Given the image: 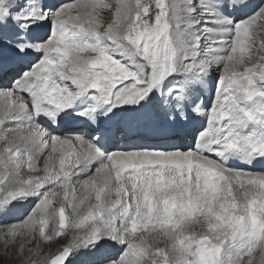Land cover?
<instances>
[{
	"label": "bare ground",
	"instance_id": "obj_1",
	"mask_svg": "<svg viewBox=\"0 0 264 264\" xmlns=\"http://www.w3.org/2000/svg\"><path fill=\"white\" fill-rule=\"evenodd\" d=\"M24 1L18 0L15 3L18 5ZM73 1L38 0L37 7L33 10L29 22L21 23L20 26L10 20L0 22V157L2 158L0 181L5 178L6 183L9 184L7 185L12 187L20 183L21 178H27L23 175L22 168L26 171L37 169L38 164H41L42 168L55 169L53 175L47 174L44 177L52 185L56 183L66 184L67 175L72 173L74 190L67 189L66 193L69 194V203H72L75 208L71 207L72 209L69 211L78 218L82 216L100 217L102 214L105 217L111 216L108 211L111 207L108 196L112 189H114L113 194L117 200L123 198L127 200L129 206L139 205L141 199L148 203L158 200L159 204L163 203L162 207L159 206L161 209L158 210H155L151 204L145 203L147 205L146 215L154 213L152 222L146 223V227L147 230L151 228L160 234L167 230L177 229L173 227L189 228L188 226L194 218L192 215L205 217L204 223H210L212 228L215 227V223H212L210 216H208L210 214H197L186 209V207L184 209L183 201L176 207L175 203L172 205L171 197H179L177 194L182 193L185 189L190 196L187 197L189 202L195 200L197 203L201 202L202 206H207V204L203 205L206 203L203 201L206 192L209 189L210 192L219 189L221 203L216 209V214H219L224 222L233 220L236 215H240L244 211V214L249 213V216L256 215L251 220L253 223L258 222L261 226L264 223L259 218L263 213L262 207L257 205L254 210H251L250 207L256 202L264 201V174H257L264 173V71L261 77H257L254 73L256 67H253L252 70L245 69L244 72H241V69L238 74L229 70L221 72L220 68L224 64L228 65L231 62L236 64L239 61L237 51L240 50L242 54L243 43L246 40V34L240 29L250 27L247 22L255 20L256 10L263 0H208L207 3L210 4V8L207 11L211 16L216 17L213 21L216 27L210 29L209 38H224L225 41L216 43L219 46L217 45L213 56L210 55V60L207 61L206 65L199 64L198 66L193 65V67L185 62V60L189 62V53L184 45H188L190 39L189 29L196 25L189 24L186 22L189 19L181 16L182 12L185 11L184 3L178 1L172 10L174 17L172 19L175 20V23L171 27L174 26L175 38L178 41L177 44L180 45L179 47L183 48L184 46L183 49L180 48L186 53L181 58V68L184 67L183 69L186 70L175 73L180 78L181 85L174 88L169 86L168 93L163 92V86L166 84L163 83L162 78H156V80L150 78L157 75L155 70L149 69L148 73H145L149 75L148 79L144 73L140 74L142 67L137 66L141 62L140 58L129 56L121 42L122 40L116 36L117 32L112 33L109 30V37L111 38H104L98 34H93L91 30L87 34L86 30L78 26L82 20L86 21L91 14L90 10L99 17L106 8L96 5L95 0ZM106 1L108 2V0ZM137 1L115 0L111 6L109 5L114 9L115 17L112 20L116 23V28L126 26L130 15L134 18L132 25H136V19L142 15L140 12L143 5V1L139 0L140 4L132 15L133 4L135 5ZM167 6L171 12L170 3H167ZM44 8L47 12L46 16H43L41 12ZM66 10H74L77 13L76 16L73 15L74 18H79L81 21L79 19L76 21L73 18L71 21L65 19L60 20L59 23H53L50 40L42 42L46 37L45 33L48 31L45 25L53 17L52 14L57 16L59 13L61 15ZM0 13L2 16H10L11 18L14 16L5 10H0ZM206 13L208 14V12ZM191 17L193 16L191 15ZM259 26L257 24V28ZM198 27L199 30H202L199 25ZM11 28H15L14 33L11 31L12 37L17 35V28L22 32L19 35L22 43L19 46L22 47V52L10 58L9 53L13 50L10 44L6 41L2 42L1 38L7 35ZM123 40L128 41L126 38ZM245 42L247 44L248 40ZM229 46L230 48H228ZM81 48H88V52H90L89 50H97L95 56L98 57L102 52L105 53L114 63L119 65L120 69L121 67L125 68L130 76L127 77L128 79L103 83L97 75H94L91 81L89 75H92L93 69L91 71L89 67L96 69L101 66H98V62L95 60L89 59L82 62L81 56L86 55L90 58L91 53L86 50L85 53L74 51V49L79 50ZM227 49H230V53L227 56L222 55V52ZM26 65L32 68V72H29L28 77L20 78L26 69ZM145 68L143 67V69ZM26 71L28 68L24 72ZM235 71L237 70L235 69ZM122 73L124 74V72ZM116 74L118 75V73ZM216 75L219 79L212 103L209 95L205 94L202 97L199 96V99H195L197 97L196 92L202 86L201 80L203 79L204 82L213 80L215 82L214 76ZM29 77L30 80L25 82L24 80ZM66 83H68V87ZM145 83H149V87L156 85L159 87L153 91L147 87V90L143 88ZM188 83L194 85V91L191 90L193 94H189L185 100L183 89ZM247 86H250L251 92L248 91ZM146 92H148L147 95ZM242 95L246 97L248 104L237 100V97ZM234 99L235 103H231ZM224 101L229 102L226 114H223L219 109ZM146 109L149 110L150 120L148 121L151 125L138 123L137 120L142 119ZM159 109H162V113L159 112ZM214 109L217 110V113L214 112ZM117 118H121V122L117 121ZM125 118L127 121H124ZM128 118L132 119L128 120ZM49 119H53L54 122L59 120L61 123L60 130H52L54 125H51V127L53 126L52 129L48 128ZM171 120L176 122V127L170 123ZM183 120L187 121V127L182 125ZM214 124L222 129H216L209 133L208 129ZM34 125L37 126L32 129ZM152 125H155V128ZM225 125L227 130H231L234 134L224 142L221 133L223 131L222 126ZM199 131L202 133L197 137V144H193L192 140L196 138ZM94 132H96V136L92 140L89 137ZM173 132L175 135L172 134ZM98 137L99 139H96ZM19 147L25 150L21 151ZM181 168H194L195 172L191 173L189 177ZM249 168L256 173H247V170L251 171ZM179 169L180 173L185 174L183 180L180 179V175L174 179L173 174H176ZM122 170L123 174H121ZM202 174L207 184L197 183L201 182ZM115 177L118 179L117 182H115ZM144 178L150 181L149 187H146L142 182ZM81 179H83L82 182ZM260 182L262 183L260 184ZM158 184L159 186H157ZM163 189L169 190L168 193L165 192V194L155 197ZM87 195H89L91 205L85 201ZM38 198L34 194L32 197H20V199H16L13 203H8L0 209V230L4 231L6 235H14L17 229L13 230L11 226H7L5 223L19 222L22 219L30 221L29 223L25 222L22 226L24 229L26 227L34 228L35 217L38 210L39 212L41 210L38 207L43 206L41 204L38 206V203L34 202ZM96 205L101 206V209L95 207ZM208 206V211L211 212L213 208L210 204ZM231 207L234 208L232 212L229 210ZM32 208L35 209L32 210V213L30 212L29 217H26ZM224 208H228V210H224ZM61 210L63 209L59 207V214ZM173 210H178V212L164 216L165 213ZM44 211L46 214L45 212L43 214H50L48 210ZM7 227H11V229ZM185 232H188V229ZM190 234L192 236V233ZM182 240L173 241L172 238L166 241V245L170 247V250L175 251L177 250L176 246ZM32 244L33 241L27 246ZM121 245L118 246V249L122 251L124 245L123 243ZM155 245L154 243L153 246ZM149 246L151 245L149 244ZM111 247L100 248L101 250L90 249L87 252L92 255L88 253H83V255L87 260L95 259L96 261L92 264H100L106 261L103 258H107L111 250L112 253L115 252L114 254L118 252ZM38 249L41 250L40 245ZM106 250H109L107 257L99 255L101 251ZM72 254L75 255L76 252ZM255 264H264V260L258 259Z\"/></svg>",
	"mask_w": 264,
	"mask_h": 264
},
{
	"label": "rangeland",
	"instance_id": "obj_2",
	"mask_svg": "<svg viewBox=\"0 0 264 264\" xmlns=\"http://www.w3.org/2000/svg\"><path fill=\"white\" fill-rule=\"evenodd\" d=\"M17 1L18 0H0V10L2 11L5 10V11H8L14 14V16L11 18L10 16H2V13H0V22L3 23L5 20L6 21L10 20L12 23L16 24L17 26H20L21 23L30 21L29 18H31V14L33 10L37 7L38 0H25L23 3L16 5L15 2ZM105 1L106 0H95L94 1V3L98 5L99 7H102L104 9L106 8L105 11L99 17L96 16L94 11L90 10L91 14L88 16L89 19L87 18L86 21L82 20V22H80L78 26L86 30L85 32L87 34H89L91 30L93 34H98L100 37L103 36L104 38L105 37L111 38L109 37V33H110L109 30H111L112 33L117 32L116 36L119 37L120 40H122L121 42L126 49L125 51L129 53V56L130 57L135 56V57L140 58L141 62L138 63L140 66L137 65L138 67H142V71L140 72V74L144 73L145 77L148 79L149 75L148 74L146 75L145 73L146 72L148 73L149 69H152V70H155L157 73L155 77L154 76L150 77L152 80H156V78L163 79V83L167 85V86L166 85L163 86L164 93L169 92L170 90L169 86L170 87L172 86V88H174V87H179V85H181L180 78L175 73H179V72H182V70H186V69H183L184 67L181 68L182 67L181 58L186 53L180 50L181 47H179L180 45L177 44L178 41L175 38L174 26L171 27L175 23V20L172 19L174 18L172 16V12H173L172 10L174 8V5H176L178 1H183L184 3L183 8L185 11L182 12L181 16L189 19L188 21H186L189 24L196 25L193 28L189 29L190 39L188 40V45L186 44L184 45L187 47L188 53H189L188 54L189 62L185 60L186 63H188L189 65L191 64L192 67L193 65L198 66L199 64L206 65L207 61L210 60L209 58L210 55L213 56L216 48L219 46V44H216V43L218 41L220 42L225 41L224 38H221V39L209 38L210 29L216 27V25L213 23L216 17L211 16L209 11H207L210 8V4L207 3L208 0H177V1L176 0H142L143 5H142V11L140 12V14L142 15L136 19V25L135 26L132 25L133 24L132 21L134 18H132V16L130 15L129 22L126 24V26L124 25V27L121 26L117 28L115 27L116 23L113 21L115 17L114 9L110 7L111 4L115 2V0H108V2L107 1L105 2ZM73 2H75V0ZM139 2L140 1L138 0L135 3V5L133 4L134 11H132V15L134 14L135 9L138 6V4H140ZM167 3H170V7L172 6L170 10L171 12H169L168 10ZM14 7L16 8L14 9ZM41 12L43 16L47 15L45 8L42 9ZM206 12H208V14ZM73 15L74 16L77 15V13H75L74 10H71V11L66 10L65 12H62L61 15L58 13L57 16L53 13L52 14L53 17H51L50 20H48V23H46L45 25L46 30L48 31L45 33L46 37L42 42H47L48 40H50L51 34H52L51 25L53 23H59L60 20L63 21L65 19L68 21H71V19L74 18ZM191 15L193 17H191ZM255 15H256L255 17L256 21L254 20L253 22L252 21L247 22V24L250 27H244L240 29V31H243V33L246 34L245 41L248 40V43H247L248 45L244 41L243 43L244 46L242 47V54H241V51L238 49L239 51H237V57L239 58L238 59L239 61H237L236 64L231 62V63H228V65L226 64L222 65L220 68L221 72H226V70H229V71H233L236 74H238L241 71V69H242L241 72H244L245 69L252 70L253 67H256L254 73L257 77H261V74L264 71V0L261 3L260 7L256 10ZM74 19H76L77 21L79 18H74ZM79 21H81V19H79ZM63 24H67V23H63ZM257 24L260 25L258 28H257ZM70 25L75 26L73 24H70ZM198 25L202 28V30L201 29L199 30V27L197 28ZM11 31L14 33L15 28L14 29L11 28L10 30H8L7 35L2 36L3 38H1L2 39L1 41L8 42L10 44L11 49L13 50L9 53L10 58L12 56H17L20 54L19 52H22V47L19 46V44H22L19 39V35H21L22 32L19 30V28H17L16 29L17 35L15 37H12L11 35L13 33ZM123 38H126L128 41L126 40L124 41ZM228 48H230V46ZM85 50L88 52V48L87 49L81 48L79 50L74 49L75 52L79 51L80 53H83ZM229 50L230 49L224 50V52H222V55L227 56L230 53ZM89 51L90 52L88 53H91L89 56L90 58H88V56L86 55L85 56L83 55L81 56L82 62H85L89 59L95 60L98 62V66H101L100 68H96V69L89 67L90 70L93 69L92 75H89L90 76L89 79L91 81L93 80L94 75H97L98 78H100L103 81V83L112 82L118 79H128L127 77L130 76V74L125 68L121 67L120 69L119 65L114 63L105 53L100 52L101 57L100 56L98 57V56H95V52L97 50H92V51L89 50ZM143 67H146V68L143 69ZM27 68H28V71L24 72L25 70H27ZM116 68L121 71L117 70ZM31 69L32 68H29V66L26 65V69L22 72L23 75L20 76V78H22L23 76L28 77L29 72L30 73L32 72ZM235 69L238 72L235 71ZM122 72H124V74ZM24 73H27V74L25 75ZM116 73H118V75ZM125 74L127 75L125 76ZM218 79L219 77H217V75L214 76L215 82H213V80L210 82H207V81L204 82V80L202 79L201 89L198 90V92H196L197 97H195V99H199V96L202 97L203 94H205V95H209V97L211 98V103H212L214 99V94H215V90L217 87ZM29 80H30V77L24 81L26 82ZM66 84H67L66 86L68 87V83ZM148 84L149 83H145V86L143 88L147 89L148 87V89L151 88V91H153L159 87V85L149 87ZM193 86L194 85L192 83L190 84L188 83V85L186 84V87L183 89V98L185 100L187 99V96L189 94H193L191 91V90L194 91ZM247 87L249 88L248 91L251 92L252 90L250 89V86H247ZM147 93L148 92H146V95ZM235 99L231 103H235ZM237 100L245 102V104H248L246 97L243 95L237 97ZM228 103H229L228 101H224L221 103V106L219 107L220 111L223 114L227 113L226 108H227ZM203 109L205 110V108ZM159 112L162 113V109H159ZM214 112L217 113V110L214 109ZM148 113H149V110L146 109L142 119H138V123H142L145 125H151L149 123L150 121H148L150 120ZM125 120L126 119H124V121ZM117 121L121 122V118H117ZM170 123L173 124V126L176 125V122H174L173 120H171ZM186 124H187V121L183 120L182 125H184L185 127ZM155 125H152V126L155 128ZM36 126L37 125H34L32 129H35ZM39 127L41 128V126ZM222 127H223V131L221 135H223L222 140L225 142L229 140L233 136L234 133L231 130H227L226 125ZM49 128L51 129V125ZM216 129L221 130L222 128H219L217 127V125L214 124L208 129V132L210 133ZM95 133L90 135L89 138L93 140L95 138ZM201 133L202 131H199L197 133L196 138L192 140L193 144H197V137L200 136ZM56 136L60 137L61 135H56ZM20 150L24 151L25 149L20 148ZM192 153H195V152L192 151ZM1 160L2 158L0 157V167H1V162H2ZM38 165L39 166L37 169H28L27 171L26 169L22 168L23 170L22 173L23 175L27 176V178L26 177L23 179L21 178V182L12 187L8 186L9 184L6 183L7 181L5 180V178L0 181V197H1L0 198L1 199L0 209L4 208L8 203H11V202L13 203L16 199H20V197L21 198L27 197V196L32 197L33 194L39 197L34 202H37L38 206L40 204L43 205L41 207H38L41 210L40 212L38 210L37 215L35 217V227L34 228L28 227L29 228L28 229L26 227V229H24L22 227L25 224V222L26 223L30 222L29 220H26V219H22L19 222L14 221L10 223H5L7 226H11L13 230L17 229L18 231L15 230L16 233L14 235H10V234L6 235L4 231L0 230V264H52L54 262V259H56L60 255L64 256L63 264H92L96 260L93 258L90 260H87V258L85 257V255H83V253L84 254L88 253L87 250H90V249H96V248L106 249L105 247L107 246H112L111 248L114 250H117L118 252L114 254L115 252L112 253L113 251L111 250L108 256L109 250L101 251L99 255H101L102 257L108 256L109 259L107 260L108 257L103 258V260H106V261L100 264H165V263L166 264H255L258 259L264 260V250H263L264 248L263 247L264 246V223H262L261 226L258 222L253 223L251 219L253 217H256V215L249 216V213L244 214V211L241 212L240 215H236V218H234L233 220L224 222V220L220 218L219 214H216L217 213L216 209L219 208L220 203H221L219 189H216L211 192H210V189L207 192L205 190L206 192L205 195L206 197L207 196L208 197L207 198L205 197L206 199L205 198L203 199V201L206 202L203 205L207 204V206L206 205L202 206L201 202L197 203V201L195 200L189 202V200H187L188 199L187 197H190V196H189V193L185 189L183 190L182 193L179 192V194H177L179 195V197H177L179 199L171 197L172 205L176 204V207H178L179 203H182L183 201V205L185 204L184 209L186 207V209L192 210V212L197 213V214H202V213L210 214L208 216H210L212 223L213 222L215 223L216 228L215 227L212 228L210 226V223L209 224L207 222L204 223L205 217H202L199 215H192L194 218L191 220V222L189 221L190 222V226H188L189 228L184 229V227H173L177 229L172 230V231L167 230L166 232H163V234H160L157 231L151 230V228L147 230V227H146V223L148 224L149 222H152V219L154 217V213H150L149 215L148 214L146 215V211H147L146 204H151L153 208H155V210H158V209H161L162 204H163V203L159 204L158 200H157L158 202L154 200L148 203L147 201H143L141 199L139 203L140 206L139 205L129 206L127 200L123 198H120L117 200V197L113 194L114 189H112V192L110 194L111 196L110 195L108 196V201H110V205H111L108 211L111 216L105 217L104 214H102L101 215L102 217L101 216L100 217L82 216L79 218L74 217L69 211L70 209L74 208V205L72 203H69V199H68L69 194L66 193L67 189L74 190V185H73L74 183L72 181V173L67 175L66 184L56 183L52 185L47 180V178H44V177H46L47 174L53 175V173H55L54 172L55 169H51V168L47 169V167L42 168V166H40L41 164H38ZM181 169L189 177L191 173L195 172L194 168H187V169L181 168ZM249 170L251 169L249 168ZM173 171H176V170H173ZM246 172L256 173V172H253L252 170L251 171L247 170ZM179 173H180V169L177 170L176 174H173L174 179H177L178 176L180 175V179L183 180L185 174L182 172L180 174ZM121 174H123V170L121 171ZM257 174H264V173H257ZM88 175L90 174L88 173ZM201 178H202L201 180L202 183L201 182H197V183L207 184L205 182V178L203 179V174L201 175ZM114 179H115V182H117L118 180L117 177H115ZM82 181L83 179H81V182ZM142 182L144 183L146 187L150 186V181H148L147 178H144ZM212 183H213V180H212ZM261 183L262 182H260V184ZM194 184H196V182H194ZM157 186H159V184ZM43 188L44 190H42ZM54 189L56 190L54 191ZM168 191L169 190L163 189L159 191L155 197H159L162 194H165V192L168 193ZM85 201L88 203V205H91L89 195L85 197ZM168 203H170V201H168ZM209 204L213 208L211 212L208 211ZM192 205L193 207H191ZM257 205L258 206L260 205L259 206L260 208L262 207L261 209L263 210V213L261 217L259 218H261L262 221L264 222V201L256 202L254 205L250 207V209L254 210L257 207ZM47 207L48 209H46ZM59 207H61L63 210L65 209L64 211L61 210L60 214L58 211ZM95 207L101 209V206L99 205H96ZM34 209L35 208H32L27 213L28 215L26 214V217L27 216L29 217V215L32 213V210ZM44 210L49 211L50 214L48 212L47 213L50 215L51 218L49 217V215H45L46 212ZM224 210H228V208H224ZM229 210H231L232 212L234 211V208L232 209L231 207V209L229 208ZM44 212L45 214H43ZM177 212L178 210H173L172 212L168 211L167 213L164 214V216L166 217L167 215L171 213H177ZM121 214L124 216H122ZM88 219L89 221H87ZM108 222L109 223L111 222V223L109 224ZM193 222H196V223H193ZM5 224L3 225L6 226ZM11 227H7V228L11 229ZM258 227H259V230H257ZM20 229H21V232H20ZM187 229H188V232H185ZM189 232L192 233V236ZM261 232L263 233L261 234ZM172 238H173V241H179L183 239L181 243L176 246L177 250L175 251L170 250V247L166 245V241L167 240L169 241ZM32 241H33V244L31 245L32 247L27 246V244H29ZM121 243H123L124 245L122 251L118 249V246H122ZM154 243L156 244L155 246H153ZM149 244L151 246H149ZM39 245L41 247V250L38 249ZM125 248H126V253H125ZM28 249L30 252L28 251ZM14 252L15 254L13 255ZM74 252H76L75 255L72 254ZM88 254L92 255L91 253H88ZM77 255L78 257H76ZM262 256L263 258H260Z\"/></svg>",
	"mask_w": 264,
	"mask_h": 264
},
{
	"label": "water",
	"instance_id": "obj_3",
	"mask_svg": "<svg viewBox=\"0 0 264 264\" xmlns=\"http://www.w3.org/2000/svg\"><path fill=\"white\" fill-rule=\"evenodd\" d=\"M64 256L60 255L56 259H54V262L52 264H63Z\"/></svg>",
	"mask_w": 264,
	"mask_h": 264
}]
</instances>
